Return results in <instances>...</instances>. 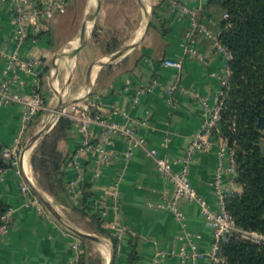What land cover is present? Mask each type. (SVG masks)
I'll list each match as a JSON object with an SVG mask.
<instances>
[{
  "label": "crops",
  "instance_id": "1",
  "mask_svg": "<svg viewBox=\"0 0 264 264\" xmlns=\"http://www.w3.org/2000/svg\"><path fill=\"white\" fill-rule=\"evenodd\" d=\"M42 1L26 0L23 9L33 15ZM17 2L0 0V80L16 74L22 83H14L12 89L26 93L37 83L49 102L50 73L62 45L58 44L55 33L65 15L57 14L43 21L36 32L28 19L18 24L11 18ZM185 2L197 8L198 21L213 32L220 31L224 18L220 6L207 4V0ZM21 27L25 35L20 34ZM13 51L22 60H38L32 72L20 69L16 61L8 66L7 55ZM164 58L182 59L181 68L164 65ZM227 62L225 55L212 46L211 39L198 27H192L186 15L172 8L168 0H154L150 24L141 42L117 61L103 65L97 75L100 63L94 69L96 77L90 92L82 98L83 102L90 103V115L133 125L136 134L146 141L145 146L133 147L126 159L122 152L127 147V138L112 134L106 141L101 125L92 120L86 134L71 123L65 138L58 142V148L66 155L62 163L64 183L73 185V192L68 195L70 202L79 206L83 191H89L88 213L98 215L102 225L119 239L110 264H127L132 243L138 255L134 264H151L158 248L167 251L181 245L186 249V256L166 253L154 264H210L206 253L212 231L205 225L198 204L179 201L178 206L185 214L186 226L182 227L163 205L169 198L166 190L170 185L156 172L149 148H156L158 154L169 159L183 154L193 133L200 130L219 101L220 76ZM176 77L177 86L168 93ZM52 85L56 91H63L58 89L56 78ZM84 89L82 86L75 96ZM21 111V104L17 102L0 105V150L9 151L3 157L11 163L2 169L0 200L14 209L10 227L0 235V264H76L77 244H81L77 234L48 209L37 210L24 204L28 196L21 191V182L29 187V182L35 183L29 164L31 147L23 153L21 148L38 124L34 117L24 123ZM103 145L116 151L118 156L104 161L100 174L93 176L96 147ZM216 150L217 144L213 142L208 151L195 152L189 166L192 185L211 204L214 194L209 181L217 165ZM234 188L239 190L240 185L235 183ZM61 207L64 210L60 214L73 224L67 217L69 207ZM107 244L102 243L103 264H107L110 255Z\"/></svg>",
  "mask_w": 264,
  "mask_h": 264
},
{
  "label": "trees",
  "instance_id": "2",
  "mask_svg": "<svg viewBox=\"0 0 264 264\" xmlns=\"http://www.w3.org/2000/svg\"><path fill=\"white\" fill-rule=\"evenodd\" d=\"M207 4L218 5L226 13L218 38L231 53L227 83L222 86L219 96V127L228 136L229 146L234 147L238 167L235 182L240 189L227 195L226 208L239 227L264 233V148L259 145L264 142V130L255 127L264 97V0H207ZM115 49L113 46L107 51ZM43 112L39 111L35 116ZM71 123L68 116L62 115L33 146L29 164L35 183L57 204L69 207L67 217L74 225L107 238L114 255L119 239L102 225L98 215L88 213L90 192L83 191L81 204L75 206L66 190L62 172L66 155L58 148V142L65 138ZM10 164L0 150V168ZM7 207L0 200V222ZM77 236L82 244L77 264H103L101 252L91 247L93 240ZM222 254L224 264H264V242L231 237L223 243ZM137 258L135 244L132 243L127 264H134Z\"/></svg>",
  "mask_w": 264,
  "mask_h": 264
},
{
  "label": "built area",
  "instance_id": "3",
  "mask_svg": "<svg viewBox=\"0 0 264 264\" xmlns=\"http://www.w3.org/2000/svg\"><path fill=\"white\" fill-rule=\"evenodd\" d=\"M71 0H43L39 8L34 10L33 15H29L23 9V3L26 0H18L11 10L10 16L18 24L26 19L34 24V31H38L43 24V21L53 19L57 14H61L66 10V7ZM186 0H168L172 8H177L182 14L186 15L192 23V27H198L207 37L211 39L212 46L215 50L223 53L227 60H229L231 53L228 48L223 45L219 38L218 33L213 32L211 29L206 27L204 22L197 20V8L191 7L186 4ZM224 17L226 13L224 12ZM20 34L25 35V29L19 28ZM188 33V39L189 38ZM14 61L17 62V66L25 71H33L34 65L38 62L37 59L22 60L20 59L16 52L13 51L7 55L8 66ZM162 63L164 65L172 66L176 69L181 68L182 59L176 58H164ZM229 75L228 62L224 69V73L220 76L221 85L227 83ZM176 81L167 89L168 93L177 86ZM22 83L18 75L14 74L10 77H6L0 80V105L6 103L17 102L21 104V119L24 123H28L39 111L45 110L47 108V102L43 95L39 91V86L36 83L30 92H18L13 90L14 83ZM221 86V87H222ZM222 90L220 89V95ZM69 109H64L63 115L68 116L71 119L72 124L77 125L78 129L84 134L87 133L88 125L92 120H97L101 125V133L105 137L112 134L124 135L127 138L128 144L122 155L128 159L132 153V148L135 146H145L146 141L142 137L136 134L135 127L133 125H123L117 121L100 118L99 115L95 114L91 116L90 103L83 102L82 99L69 104ZM220 119V104L219 102L212 109L208 117H206L202 123L200 130L193 133L192 138L184 150L183 154L176 159H169L166 156L158 154L156 148H149V153L153 156L156 172L164 177L169 185L166 191H169V198L163 203L173 215L175 220L182 226L185 224V214L179 208L178 203L180 200H186L189 202H195L198 204L200 211L203 216V220L206 226H208L212 231V240L207 250V258L210 264H224L225 257L222 254V245L229 238L233 237L235 239H247L256 243L264 242V233H261L252 229H244L239 227L235 223V219L232 214L226 208L227 195L231 194L234 190L235 178L233 176V171L236 166L234 149L229 146L228 139L224 138L221 142L217 144V165L214 174L209 181V186L214 194L213 204L209 203L207 198L200 194L192 185L189 178V166L192 161V157L197 151H208L212 145L213 140L211 138V132L217 122ZM98 155L95 159V167L92 173L93 176H98L100 174V167L104 161L115 158L118 153L111 148L106 146L96 147ZM9 151L6 150L4 154H8ZM2 169L0 168V176L2 175ZM224 177L226 181L224 182ZM20 189L28 197L25 200V205H32L37 210L43 209L41 202L34 196L31 188L27 183L22 182L20 184ZM66 190L68 195L73 192V185L71 182L66 184ZM12 207H7L4 213L1 215L0 222V235L5 233L10 227L13 219ZM120 232L118 231L119 234ZM184 235L189 237V233L184 231ZM81 244H77L78 252L76 254V264L78 260V254L81 251ZM166 253H177L181 256H186L187 252L184 246H180L178 249L171 248L169 250H164L158 248L155 252V257L151 264L157 262V258L165 255Z\"/></svg>",
  "mask_w": 264,
  "mask_h": 264
},
{
  "label": "rangeland",
  "instance_id": "4",
  "mask_svg": "<svg viewBox=\"0 0 264 264\" xmlns=\"http://www.w3.org/2000/svg\"><path fill=\"white\" fill-rule=\"evenodd\" d=\"M93 1L94 0H71L70 4L63 12V14L65 15L64 21L61 23V27L56 30L55 33L58 44L62 45L61 49L58 51L59 54L57 55V58L55 60V65L50 73L51 97L49 102H47V108L43 110L44 112L38 117L34 116V121H36L38 125L37 127L35 126L36 129L33 131V133L48 120L51 121L50 119L51 117H53L51 115V108L57 101V94L52 85V80L53 78H56L57 87L59 90H62L66 81V70L64 64L65 55L70 52L74 45L79 41L78 36L83 25L84 28L82 31V36L85 34V18L88 10L93 5ZM142 1L144 4L143 7H141L139 0H100L95 24L90 32V35L84 45L78 51L76 56L73 58L72 63H70L69 65V67L72 65L71 77L68 88L63 95L64 99H69L70 97L75 96L77 91L82 87L85 72L92 61L96 60V58L107 56L109 53L127 46L129 43L138 38V35L140 36L142 28L144 26V22L147 21L149 16L151 18L154 0H148L149 6L146 3V0ZM98 4L99 0H96L94 9ZM90 19L91 18L88 16L87 23L89 26L91 25ZM140 42L141 39H139L137 43ZM113 46L116 47V49L108 52V48ZM55 69L57 70L55 71ZM89 76L93 78L94 67L92 68ZM89 92H87L86 94L84 93L85 95L82 96V98L88 95ZM69 108L70 106L68 105L65 109ZM215 128L217 130H212L211 138L214 142H216V144L221 142L224 138L229 139L228 136H225L221 132L219 121L213 129ZM25 145L26 143L21 148V153H23V151L26 149ZM232 148L234 149V147ZM31 150L32 149H30L29 156ZM33 182L35 183L34 176ZM40 191L48 198V200L54 205L59 213L63 212L64 208L57 204L51 196H49L41 189ZM32 193L34 194L33 191ZM34 196L36 195L34 194ZM41 205L43 209H47L42 203ZM91 247L94 251H100L104 260L105 255L103 252L102 242L93 241Z\"/></svg>",
  "mask_w": 264,
  "mask_h": 264
},
{
  "label": "water",
  "instance_id": "5",
  "mask_svg": "<svg viewBox=\"0 0 264 264\" xmlns=\"http://www.w3.org/2000/svg\"><path fill=\"white\" fill-rule=\"evenodd\" d=\"M100 5V0H99V4L96 6V8L92 11V15H91V19H90V24H91V29L90 32L95 24V19H96V14L98 11ZM150 24V16L147 19L146 22V26L144 29V33L143 35H141L137 40L132 41L131 43H129L127 46L118 49L116 51H113L111 53H109L106 56V61L103 63L99 64V68L96 72V75L99 71V69L103 66L106 65L108 63H112L114 61H117L118 59H120L121 57H123L131 48H133L137 42L139 41V39H142L144 34L146 33L148 27ZM84 25L81 29V32L78 36V43L77 45L65 55V59H64V64H65V70H66V81H65V85L62 88L63 92L61 91H56L57 94V101L55 103V105L51 108V112L53 114L56 115V119L54 122H52L51 124H48L47 122L44 123L39 129H37L29 138V140L26 143V148L27 147H31V149L33 148V146L36 144V142L42 137L44 136L53 126L54 124L58 121V119L63 115V111L66 108V106H68L69 104L75 103L79 100L82 99V96L77 97V96H72L69 99H64L63 95L64 92L67 90L69 82H70V77H71V69H72V65L69 67L70 63H72L73 58L76 56V54L78 53V51L81 49V47L84 45V43L86 42V40L88 39L89 35L87 37H83L82 36V31H83ZM94 61H92L89 66L87 67V70L85 72V76H84V80H83V87L87 88V92L90 91L92 84L94 82V79L96 77V75L94 76V78L92 79L89 76V70L92 66ZM57 69H55L56 71ZM86 92V93H87ZM85 93V94H86ZM84 94V95H85ZM83 95V96H84ZM255 127L260 129V130H264V97L262 99V108L261 111L258 112L257 114V119L255 122ZM259 145L261 146V148H264V142H260ZM233 176L235 179L238 178V167L235 166L234 171H233ZM30 188L31 190L34 192V194L36 195V197L40 200V202L58 219H60L69 229H71L74 233L79 234V235H83L85 237H87L88 239H91L93 241H97V242H107L110 245V255L108 258V262L107 264H110L112 256H113V247L111 242L106 239L103 236H99L84 230H81L79 228H77L76 226H74L73 224L69 223L54 207V205L48 200V198L40 191V189L33 183L29 182Z\"/></svg>",
  "mask_w": 264,
  "mask_h": 264
},
{
  "label": "bare ground",
  "instance_id": "6",
  "mask_svg": "<svg viewBox=\"0 0 264 264\" xmlns=\"http://www.w3.org/2000/svg\"><path fill=\"white\" fill-rule=\"evenodd\" d=\"M95 3H96V0H94L93 1V5H92V7L88 10V13H87V15H86V18H85V34L83 35V37L85 38V37H87L88 35H89V32H90V29H91V25L89 26L88 25V23H87V17L89 16L90 18H91V15H92V11L94 10V5H95ZM139 3H140V5H141V7H143V1L142 0H139ZM146 3H148V0H146ZM149 4V3H148ZM149 11H150V9H149ZM149 11H148V15H149ZM146 22L147 21H145L144 22V27H143V29L145 28V26H146ZM143 33H144V31H143ZM143 35V34H142ZM138 38L140 37L139 35L137 36ZM138 38H136L135 40H137ZM78 43V42H77ZM77 43L74 45V47L77 45ZM73 47V48H74ZM72 48V49H73ZM71 49V50H72ZM70 50V51H71ZM104 57V59H103V61L101 62V63H103V62H105L106 61V56H102V57H100V58H97L94 62H93V64H92V66H91V68H90V70H89V75H90V72H91V70H92V68L94 67V69L96 68V66H97V64L101 61V59ZM87 92V88L85 87V89L83 90V92L80 94V95H78V97H80V96H83L84 95V93H86ZM51 115L53 116V117H51V121H47V123L48 124H51L52 122H54L55 121V119H56V115L55 114H53L52 112H51ZM30 148V147H29ZM102 243H104V244H106V245H108L107 243H105V242H102ZM110 246V245H109ZM108 246V247H109Z\"/></svg>",
  "mask_w": 264,
  "mask_h": 264
}]
</instances>
